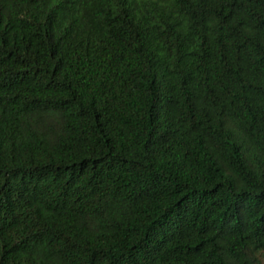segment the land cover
<instances>
[{"label":"trees","instance_id":"trees-1","mask_svg":"<svg viewBox=\"0 0 264 264\" xmlns=\"http://www.w3.org/2000/svg\"><path fill=\"white\" fill-rule=\"evenodd\" d=\"M0 264H264V0H0Z\"/></svg>","mask_w":264,"mask_h":264}]
</instances>
